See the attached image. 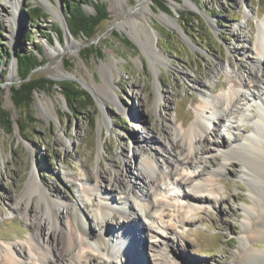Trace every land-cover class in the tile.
<instances>
[{
  "label": "rangeland",
  "instance_id": "1",
  "mask_svg": "<svg viewBox=\"0 0 264 264\" xmlns=\"http://www.w3.org/2000/svg\"><path fill=\"white\" fill-rule=\"evenodd\" d=\"M67 1L0 0V50L3 51L0 100L2 109L13 118L10 127L0 124V247L21 248L30 264H38L29 249L30 237L41 243L48 239L56 243L58 238L57 231L55 236L48 237L54 227L44 194L40 190L25 191L30 172L34 170L46 194L51 198L58 194L63 199L74 222H77L75 210L79 207L97 230V198L93 194L89 196L86 189L97 185L99 175L109 184L113 183L115 175L125 176L128 159L135 174L142 172L136 162L144 160L143 151L149 145L138 143L136 138L141 141L143 136H148L163 140L168 128L181 122L189 123L199 107L198 85L203 83L213 93L226 89L224 73L212 77L213 67L218 62L226 64L230 59L234 70L238 68L242 74L253 68L249 58L256 55L254 39L264 19V0H167L170 13L156 9L152 0H149L150 13L146 9L128 12L137 5V0H100L106 5L108 18L97 28L98 36L87 42L68 28ZM16 5L17 13L22 14L18 19L22 24L18 32L14 26ZM81 5L85 12L93 11L90 3ZM27 7L41 9L44 19L30 21ZM131 17L139 20L141 39L146 41L144 32L153 37L158 60H151L146 48L119 26ZM50 30L52 43L45 37ZM57 30L61 31L60 37ZM26 33L31 39L20 43ZM22 47L41 51L42 64L34 70L35 76L57 82L76 81L80 89L91 95L93 105H84L80 112L71 114L60 89L53 86L35 91L31 105L16 107L11 92L19 83L14 53ZM95 48L102 53L95 52ZM7 51L13 54L10 59L5 56ZM102 64L109 68L107 73L114 82V91L110 98L100 102L96 93L103 84ZM157 92L161 98L155 102ZM251 98L240 104V110L222 125L215 115L204 111L202 115L206 113L211 119L208 137L212 138L216 129L225 142H231L235 136L242 139L250 135L235 126L254 122L253 114L259 106ZM224 109L220 106L219 111ZM218 153L215 147L209 151L208 162L196 166L195 173L200 171L205 175L218 162ZM235 156L213 177L219 191L215 203L187 208L179 199L176 206L164 207L161 224L156 223L164 228L162 234L141 230L142 242L130 244L138 251L139 264H158L161 248L168 251L169 264H233L242 235L243 201L248 199L250 186L241 175L239 164L243 158ZM181 188L192 192L184 184ZM111 193L112 206L117 200L118 204L134 209L131 215L130 212L123 215L129 218L128 223L143 222L142 218L140 221L141 211L137 209L142 204L141 197L124 200L123 195ZM208 195L215 196L209 192ZM180 204L185 207L178 208ZM111 217L118 226L122 223L123 218L117 211L114 210ZM69 220L65 214L61 225L67 227ZM150 223L155 224L154 219ZM34 224H39V229ZM107 238H111L110 232ZM87 241L90 246L84 248L86 255L81 256L78 264L130 263L120 253L119 257L107 260L92 240ZM254 245L264 249V239L255 240Z\"/></svg>",
  "mask_w": 264,
  "mask_h": 264
},
{
  "label": "bare ground",
  "instance_id": "2",
  "mask_svg": "<svg viewBox=\"0 0 264 264\" xmlns=\"http://www.w3.org/2000/svg\"><path fill=\"white\" fill-rule=\"evenodd\" d=\"M15 7L14 26L18 32L22 27L18 20L22 14L17 13L18 5ZM143 9L149 13L152 12L149 0H137V5L130 7L128 12L136 13L137 10ZM53 13L56 12L53 11ZM159 17L167 19L165 15H159ZM261 23L264 26V19H261ZM126 25L129 26V29L125 27ZM138 25L137 17L123 20L119 24L134 41L146 48L151 60H158L159 55L155 50L153 37L144 32L146 41L141 39ZM254 49L256 55L249 58L253 68L248 69L245 74H242L238 68L234 70L230 59L226 64L218 62L214 65L212 77L224 73L227 77L225 84L227 88L224 87L221 92L213 93L214 91L205 87L203 83L198 85L199 107L189 123L181 122L179 125L168 128L169 132L164 134L163 140L148 136H143L141 141L136 138L138 143L143 142L149 145L148 149L143 151L145 153L144 160L136 162L138 169L142 172L135 174L129 166L131 161L128 159L125 176L115 175L113 183L109 184L105 182V178L99 175L97 185L86 189L89 196L93 194L97 198L95 204L98 211L95 213L97 230H94L95 226L91 225L87 217L81 214L79 207L75 210V215L78 218L76 217L77 222H74L73 216L68 212L67 204L62 201L63 199L61 200L58 194L56 198H51L46 194V189L36 180L35 172L32 170L26 182L25 191L31 193L33 190H40L44 194L46 210L49 213L52 227H54V231L48 232V237L55 236V231L58 234V238H54L56 243L53 240L55 244L49 239L41 243L30 237L29 249L35 255V262L38 264H78L81 256L86 255L84 248L90 246L87 241L89 239L96 244L107 260L111 261L119 257L118 253H120V255H124V260L130 262L129 264H139L138 251L135 252L130 244L142 242L141 230L162 234L164 228L156 223L161 224L163 215H165L164 207L176 206L175 202L179 199L183 200V204L187 205V208H197L205 202L215 203L219 191L214 185L213 177L218 176L224 170L227 161L236 158L235 155L238 154L243 158L239 164L242 167L241 175L247 182L249 181L250 186L248 185V199L243 201L244 205L242 206L244 218L239 251L232 261L233 264H264V249L256 248L254 245L255 240L264 239V90L261 91V85H264V28L258 30L254 39ZM108 69L104 64L100 67L104 74L103 84L98 86L96 93L100 102L110 98L111 92L114 91V82L107 73ZM155 87L158 90L159 86ZM249 97H252L251 101L259 106V110L253 114L254 122L236 125L235 128L249 132L250 135L248 134L242 139L235 136L231 142H225L221 138L219 129H216L213 131L214 136L209 138L207 129L210 119L202 113L208 111L209 115H215L219 124L222 125L240 110V104L249 101ZM160 98L161 96L157 92L155 102ZM220 106L225 107L224 111H219ZM214 147L219 151L218 162L212 165L205 175L200 171L195 173L196 166L206 165L208 162L206 154ZM88 177L92 178V175L89 174ZM182 184L190 188L192 192L182 189ZM108 185L111 186L108 188ZM111 192L123 195L124 200L141 197L143 201L137 209L141 211L140 216L143 222L141 224L140 222L128 223L129 218L127 219L123 215L127 212H130L131 215L134 213V209L130 205L118 204L117 200H115V206H112L113 194ZM208 192L215 196L211 197ZM109 200L110 202H108ZM183 204H180L178 208L185 207L182 206ZM114 210L123 218L119 226L113 222V217H111ZM65 214L70 219L67 227L61 225ZM152 219L155 223L153 225L150 223ZM34 226L36 229L40 227L39 224H34ZM121 227L127 231L123 232ZM107 228L110 229L105 233ZM109 232L111 233L110 239L107 238ZM133 252L137 255H134ZM168 254L166 249L161 248L158 252V264H169ZM0 257L1 264H30L26 260L25 251L12 245L0 247Z\"/></svg>",
  "mask_w": 264,
  "mask_h": 264
},
{
  "label": "trees",
  "instance_id": "3",
  "mask_svg": "<svg viewBox=\"0 0 264 264\" xmlns=\"http://www.w3.org/2000/svg\"><path fill=\"white\" fill-rule=\"evenodd\" d=\"M153 5L156 9L170 13L167 0H152ZM90 3L93 7V11L88 13L82 8L81 3ZM28 18L32 20L44 19L45 14L37 7L26 8ZM65 17L70 31L73 35L83 37L90 42L95 39L98 35L96 30L99 25L108 18V12L105 3L100 0H68L65 8ZM57 35L61 36V31H55ZM52 30L45 34L46 40L52 43L53 36ZM114 35L119 37V33L114 31ZM166 37L165 35H162ZM31 39L26 33L20 38V43ZM123 40L131 44L129 39L123 37ZM90 48L91 45H90ZM90 50V49H89ZM95 52L101 54V49H96ZM3 51L0 50V64L2 60ZM5 55L7 59H10L13 55L7 51ZM41 51L36 48L35 50H29L26 48L17 49L14 53V59L17 67V76L19 83L11 88L12 99L16 107L29 106L33 102L34 92L37 90L51 89L53 86H57L60 92L63 94L66 103L68 105L71 114L78 113L81 111L84 105H93L91 95L84 89L79 88V84L74 80L57 82L50 79H46L42 76H35L34 70L41 66L42 61L40 59ZM20 115V114H18ZM31 119V117H30ZM12 116L2 109L0 100V124L4 127H10L12 125Z\"/></svg>",
  "mask_w": 264,
  "mask_h": 264
},
{
  "label": "water",
  "instance_id": "4",
  "mask_svg": "<svg viewBox=\"0 0 264 264\" xmlns=\"http://www.w3.org/2000/svg\"><path fill=\"white\" fill-rule=\"evenodd\" d=\"M69 28V27H68Z\"/></svg>",
  "mask_w": 264,
  "mask_h": 264
}]
</instances>
